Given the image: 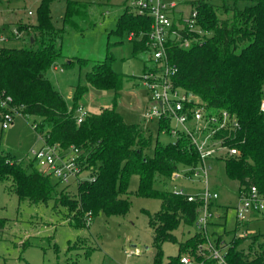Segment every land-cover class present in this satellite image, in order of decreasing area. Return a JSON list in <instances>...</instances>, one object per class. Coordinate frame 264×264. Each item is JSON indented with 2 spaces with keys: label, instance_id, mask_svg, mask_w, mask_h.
Here are the masks:
<instances>
[{
  "label": "trees",
  "instance_id": "obj_1",
  "mask_svg": "<svg viewBox=\"0 0 264 264\" xmlns=\"http://www.w3.org/2000/svg\"><path fill=\"white\" fill-rule=\"evenodd\" d=\"M53 1L40 0L36 19L18 22V34L14 32L10 40H22L20 46L0 44V89L13 96L21 106V113L40 117L34 127L45 144L56 146L61 152L75 153L79 182H65L58 177L54 182V175L47 169H28L23 159L11 151L1 150L0 182L10 181L8 188L19 199L31 202L54 199V207L64 206L72 223L85 226L88 217L91 221L99 212L128 213L130 177L137 173L140 180L137 193L162 201L158 211L149 213L156 249L152 263L213 264L217 259L205 245L210 238L197 225L203 200L195 193H192L195 199L190 200V193H179L168 187L176 173L192 176L195 171L192 167L201 163L191 138L179 130L173 140L165 142L157 138L153 153L147 152L152 136L141 123L126 121L115 107L130 76L113 68L111 51L105 58L94 60L85 73L86 81L74 86L70 108L47 72L63 55L66 26L77 27L78 22L86 21L89 7L84 0H65L63 25L59 26L53 19ZM238 1L190 0L191 12L197 11L195 29L173 11V29L177 30V36L174 39L169 36L166 44L169 61L178 66L173 75L175 87L194 92L200 100L189 104L203 106L216 114L226 111L235 118L216 137L226 146L235 147L237 152L209 159H224L227 175L239 182L240 197L252 186L264 192V0H251L244 6L238 5ZM151 23L150 14L138 12L125 0L123 11L110 31L118 38L114 44L122 42L119 38L124 33L129 35L134 31L133 38L128 39L132 41L133 54L144 61L145 73L157 66L149 44ZM185 40H189L188 46L183 45ZM75 57L82 64H88L87 60ZM91 88L113 90V105L90 111L83 98ZM80 105L88 109V114L77 122ZM172 128L169 117H159V131L172 134ZM83 170L90 171L89 178H80ZM71 183L76 184V189L66 191ZM214 199L209 203L211 212ZM248 218H237L234 236L228 243H222L221 236L214 242L227 264H264V233L249 232ZM6 223V218L0 217V236ZM194 224L198 226L197 232L179 240L175 230L181 225ZM242 227L243 231L238 232ZM245 240H249L247 250L238 247ZM165 241L179 243L178 253L166 259L162 248ZM183 253H190L192 263L181 260Z\"/></svg>",
  "mask_w": 264,
  "mask_h": 264
},
{
  "label": "rangeland",
  "instance_id": "obj_2",
  "mask_svg": "<svg viewBox=\"0 0 264 264\" xmlns=\"http://www.w3.org/2000/svg\"><path fill=\"white\" fill-rule=\"evenodd\" d=\"M88 2L89 15L86 21L66 26L63 36V55L53 65L47 75L53 85L64 95L68 106L73 105L74 86L85 82V73L94 60L103 59L108 52L113 54V68L130 76L125 82L116 104L128 122L141 123L152 136L147 152L152 154L157 138L170 141L174 135L159 131V118L145 117L153 104L151 91L145 84L144 61L132 52V41L124 33L117 41L110 31L115 27L118 15L123 11L125 0H84ZM167 4L174 2L173 11L185 18L191 15L190 0H163ZM221 1V0H216ZM251 0H239L244 6ZM40 0H0V39L9 45L20 46L22 40H10L18 22H32L36 19V8ZM65 0H54L52 3L53 19L59 26L63 25L62 16ZM32 10L33 13H29ZM88 61L82 64L77 57ZM74 57V58H72ZM72 58V59H71ZM73 60L72 63L66 62ZM114 91L91 88L84 96L83 103L92 112L102 107L113 105ZM37 115L18 113L14 122L2 128L0 122V150L11 151L28 169L34 167L45 170L34 159L32 152L45 146V141L36 131L34 124L39 121ZM33 160V161H32ZM32 161V165H31ZM208 186L218 193L214 199L212 212L206 229L208 237L215 242L221 236L222 243H228L234 236L237 224L235 206L239 200V182L230 178L225 170L223 158L209 159ZM192 174V178L181 174L174 176L168 184L170 189H181L184 192L200 194L206 185L202 170ZM90 171L83 170L80 178H89ZM53 176L52 180L57 181ZM139 174L130 177V209L127 214H111L99 212L87 225L77 226L72 223L70 214L64 206L54 207V199L31 202L19 199L9 190L10 181L0 182V217L7 220L0 236V264H153L156 249L153 245V231L149 225V213L158 211L162 201L158 197H148L137 193ZM67 190L76 189V184L66 186ZM248 231L264 233V212L248 218ZM244 227L238 228L242 232ZM198 226L181 225L175 234L179 240L197 232ZM206 245V243H205ZM249 246L245 240L238 247ZM139 252L129 253V250ZM164 258L175 255L179 251V243L165 241L162 244ZM200 254L202 252L198 250ZM190 253H183L182 255ZM204 256L207 255L203 252ZM211 255V254H210ZM191 256V255H190ZM208 258V257H207ZM213 264L219 263L216 258Z\"/></svg>",
  "mask_w": 264,
  "mask_h": 264
},
{
  "label": "built area",
  "instance_id": "obj_3",
  "mask_svg": "<svg viewBox=\"0 0 264 264\" xmlns=\"http://www.w3.org/2000/svg\"><path fill=\"white\" fill-rule=\"evenodd\" d=\"M128 5L138 10L140 13H148L152 16L151 29L148 32L149 44L152 47V58L157 63L155 70L147 71L144 75L145 84L151 91L153 104L151 109L145 113V117L152 118L157 116L169 117L173 123L172 134L178 135L179 130L185 131L191 138L192 144L198 151L201 163L192 167L194 175L199 174L202 170L206 185L199 194L203 200L201 214L198 218V226L207 232L206 226L209 217L213 215L209 208L212 199L218 197V193L208 186V170L210 164L208 159L226 153L233 154L237 152L235 147H228L224 141L216 135L225 129L228 122H233L235 118H231L230 114L222 111L219 114L206 110L203 106H191L190 101L198 102V96L182 87L176 86L173 81V75L178 71V66L169 61L167 52V40L171 34L177 36V30L173 29V8L174 2L167 4L163 0H126ZM29 13H33L29 10ZM197 11L193 10L187 18L183 17L191 29H195ZM183 26L181 25V28ZM14 32L18 34L15 29ZM135 35L134 31L128 35L132 39ZM7 38L2 36L0 41H6ZM184 46L189 45V40H185ZM264 109V101L262 103ZM21 106L15 103L14 98L5 89H0V122L2 128H7L14 122L15 116L21 113ZM88 114V109L84 105L78 108L77 122H81ZM73 152V151H72ZM61 152L58 147L45 144L44 147L33 150L32 155L41 165L54 176L65 182H79L77 173L79 166L75 160V153ZM178 175V173H176ZM192 178V176H189ZM179 193H183L182 188L177 189ZM196 195L190 193L188 198L195 199ZM237 218L240 220L247 219L254 212L264 210V192H260L256 186H252L248 192H243L239 197L235 206ZM88 214H91L89 211ZM88 217V223L90 222ZM206 247L210 250L213 257L218 258L219 263L227 264L224 260L223 253L216 247L215 243L210 239L206 243ZM130 254L139 252V249L129 250ZM181 260L185 263H192V258L184 254Z\"/></svg>",
  "mask_w": 264,
  "mask_h": 264
},
{
  "label": "water",
  "instance_id": "obj_4",
  "mask_svg": "<svg viewBox=\"0 0 264 264\" xmlns=\"http://www.w3.org/2000/svg\"><path fill=\"white\" fill-rule=\"evenodd\" d=\"M175 37H176V35H175V34H171V38H173V39H174Z\"/></svg>",
  "mask_w": 264,
  "mask_h": 264
},
{
  "label": "crops",
  "instance_id": "obj_5",
  "mask_svg": "<svg viewBox=\"0 0 264 264\" xmlns=\"http://www.w3.org/2000/svg\"><path fill=\"white\" fill-rule=\"evenodd\" d=\"M180 16V15H179ZM179 16H177V17H179ZM84 101V100H83Z\"/></svg>",
  "mask_w": 264,
  "mask_h": 264
}]
</instances>
